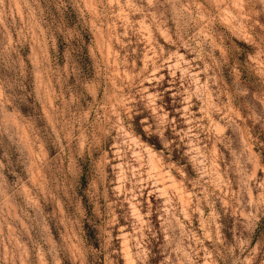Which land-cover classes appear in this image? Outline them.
Wrapping results in <instances>:
<instances>
[{"label":"clouds","instance_id":"obj_1","mask_svg":"<svg viewBox=\"0 0 264 264\" xmlns=\"http://www.w3.org/2000/svg\"><path fill=\"white\" fill-rule=\"evenodd\" d=\"M21 3L0 0V264H264V0Z\"/></svg>","mask_w":264,"mask_h":264},{"label":"rangeland","instance_id":"obj_2","mask_svg":"<svg viewBox=\"0 0 264 264\" xmlns=\"http://www.w3.org/2000/svg\"><path fill=\"white\" fill-rule=\"evenodd\" d=\"M117 3L120 4V3H124V0H117ZM17 4H18V12L20 14H23V6H22V3H21V0H17ZM118 14L121 15V19L123 22H127L129 19H130V16L126 15V14H123V13H120V10L118 9ZM230 18L225 16V23H230ZM112 28L116 34V37L119 38V34L123 31V28L120 26V24H113L112 25ZM135 39V38H133ZM123 43L125 45L128 44V40L127 38L125 37L123 39ZM145 43L146 42H142V43H139V44H133L131 46V48L129 49V51H131L132 49H135V53H134V56L136 57H139L138 59L135 60L136 64L138 66H145V62L151 58L153 55H154V51L152 50H149L152 48V45H148V47H145ZM103 51V54L105 57H108V58H111L112 57V53L113 52H116L118 56H123V51L120 49L119 45L118 44H113V43H109L107 44L106 46H102L100 49H97V50H93V49H89V54L91 55L93 53V51ZM131 62V61H130ZM165 87H167V85L165 84ZM195 111H198V109H194ZM46 111V109H45ZM209 117L210 119H208V125H210V131L215 135V136H222V135H225V134H229L230 133H225V130L223 128V125L222 123L219 122L218 118L215 116V115H212L211 112H209ZM203 139V137H202ZM239 140H240V145L241 147H244V146H248V147H252L251 145L248 144V141L245 139V137L243 136V134L240 135L239 137ZM213 150V154L217 157H220L223 155V149L219 147V145L213 143L211 146H210ZM253 151H255V148H253ZM150 169L149 171H154L158 168V165L154 162V161H151L150 162ZM217 167H222V165L219 163V160H217ZM147 174V173H146ZM168 184V181L165 180L164 184L161 185V187H166ZM41 187L43 188V184L41 185ZM175 190H176V193H177V196H178V199L185 205V208H184V214L186 216H189V219H194L188 212V207L190 206L191 204V197H192V193L191 192H188L185 196V193L183 192V190L178 187V186H175ZM146 196H148V193L146 191L145 193ZM148 199L155 203V198L154 197H150L148 196ZM217 209L219 210V203H217L216 205ZM205 215L208 214L209 212V209H203L202 210ZM63 223V220L61 221ZM221 222L222 223H228L230 221L228 220H225L224 217H223V214H222V219H221ZM122 225H123V222H121ZM198 225L201 227V229H203V227H205V223L203 221H197ZM120 247L122 248L123 250V253L125 256H130L131 253L129 252V246H128V241L127 239H122L121 240V244H120Z\"/></svg>","mask_w":264,"mask_h":264}]
</instances>
